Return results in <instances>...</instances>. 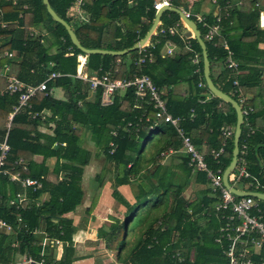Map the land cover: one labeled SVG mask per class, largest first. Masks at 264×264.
Listing matches in <instances>:
<instances>
[{
  "label": "trees",
  "instance_id": "obj_1",
  "mask_svg": "<svg viewBox=\"0 0 264 264\" xmlns=\"http://www.w3.org/2000/svg\"><path fill=\"white\" fill-rule=\"evenodd\" d=\"M47 1L51 10L69 25L67 10L73 0ZM129 1L132 3L128 4ZM215 2L220 7L225 0ZM151 3V0H84L81 9L87 14L88 21L81 25L75 23L74 29L70 28L84 49L126 50L141 40L151 26L154 18ZM253 4L250 0H242L237 11H229L228 17L221 19L218 30L220 37L214 36L211 42L205 43L210 66L217 69L216 80L225 78V86L219 90L232 99L233 79L230 76L233 75L225 68L227 50L222 44L228 47L231 59L237 62L239 69H244L246 64L257 65L254 53L264 31L256 28L258 10ZM172 5L179 7L173 0ZM0 12L7 23V29L0 33V50L13 53L11 59L0 60V70L3 65H8L9 72L20 81L37 84L49 72L74 75L76 57L81 55L85 57L84 71L88 74L110 70L112 78L116 79L129 78L132 74L146 75L157 89L162 90L161 96L168 114L181 119L180 128L197 152L217 150L224 128H230L233 133L234 111L230 105L207 91L202 78L200 50L194 40H191L193 50L188 53L161 58L159 51L166 40L179 47L181 45L168 36L152 37L154 46L150 52L153 61L137 70L132 64L137 58V50L119 57L80 53L71 45L64 29L46 13L41 0H16L14 6L0 0ZM204 18L208 25L214 19L208 15ZM175 21H178V17L173 12H164L160 17L164 28ZM37 27L45 31V38L27 35L30 28ZM197 27L203 36L205 30L200 25ZM51 47L55 50L54 54H49ZM194 52L199 57L197 72L193 71L189 62ZM50 63L52 66L46 70ZM248 71L247 76L237 81L242 96L249 97L244 106L252 109L241 126L238 147L244 142L246 170L264 186V85L260 84L257 67H248ZM51 82H47V88ZM55 83L63 91V101L50 99L46 92L36 93L29 101L28 111L22 109L8 120L12 108L17 105V98L4 93L5 80L0 77V142L5 139L9 148L2 170L14 168V163L22 159L26 171L21 177L36 179L41 185L35 190L27 188L25 201L15 209L9 202H15L22 189L19 183L10 182L7 176L0 174V220L8 223L13 230L11 235L0 233V264H12L18 255L38 259L40 240H36L31 232L40 224L43 226L40 236L57 240L62 245V255L54 264H71V236L74 228L64 216L81 204L82 167L90 159V153L80 148L82 136L74 127L76 125L82 131H89L94 150L110 166L101 168L95 175L97 190L105 181L109 182L111 197L125 209L121 222L113 220L110 227L98 231V237L102 238L108 250L120 240L119 232L124 231L123 242L128 240L130 244L120 246L124 249L121 248L115 255L120 264H225L219 245L214 243L218 236L217 228L221 225L213 214L218 198L210 195L205 173H191L186 155H171L169 157L172 159L178 158L177 168L183 174L175 182L176 172L171 165L159 164L163 156L161 153L168 148L178 150L180 147L173 127L162 120H155L147 100H138L130 89L115 95L111 104L101 106L99 90L92 95L91 100L86 101L87 87L79 80L63 77L56 79ZM181 83H185V91L174 94L173 86ZM44 111L51 113L54 118L41 116ZM33 113L37 116L31 119ZM144 118H148L150 124L153 123L151 130L146 129ZM138 119H142V122L137 133L132 128L127 129L128 123L134 125ZM47 122L52 124L51 134L41 135L37 127ZM248 129L253 133L246 137ZM112 131L116 132L114 136L110 134ZM153 134L160 135L162 139L151 156L145 159L141 154ZM225 146L217 163L210 157L206 158L209 170L219 168L223 172L228 165L232 135L226 139ZM33 156H41L40 164L32 161ZM48 158L56 161L51 172L44 165ZM150 167H153L152 173L147 175L145 171ZM191 178L199 186V191L193 199L186 200L182 190ZM235 183L244 185L245 182L240 179ZM119 186H129L131 190L134 188L132 203L119 194ZM43 194L47 195V199L41 201ZM16 215L25 226L24 229H20V225L17 227ZM140 215L144 221L137 224L136 218ZM12 242H16L13 247ZM48 248L47 245L42 257L51 264V256L46 255ZM122 253H126L127 257L120 258Z\"/></svg>",
  "mask_w": 264,
  "mask_h": 264
},
{
  "label": "built area",
  "instance_id": "obj_2",
  "mask_svg": "<svg viewBox=\"0 0 264 264\" xmlns=\"http://www.w3.org/2000/svg\"><path fill=\"white\" fill-rule=\"evenodd\" d=\"M4 2L10 3L12 6L16 5V0H4ZM151 8L154 12L159 11L161 8H170L171 0H151ZM83 5V0H73L71 6L68 8L70 13L73 11H78ZM182 15L194 23L196 26L199 24L201 27L205 28V32L201 38L204 43L211 42L213 37L219 36V17L214 19L212 25H206L203 18L193 15L189 12V9L180 10ZM7 29V23L2 19V13L0 12V33L3 30ZM181 31H190L189 28L185 26L183 21H179L174 25L167 28L162 27L160 22L156 24L155 29L151 33L150 37L137 49V58L133 61V66L138 70L143 65L152 63L153 54L150 50L153 49L154 42L151 41L152 37L156 36H168L175 37L182 41L183 45L186 48H189L188 38L179 33ZM179 33V34H178ZM27 35L29 37H36L37 35L33 34L28 30ZM190 36L192 34L190 33ZM0 45H1V35H0ZM182 45V46H183ZM164 49L161 51V58L168 57L172 55L174 50V45L166 40L164 42ZM223 48L227 50V57L224 60L225 68L228 69L232 75L236 76L237 65L231 59V52H229L228 47L225 44H222ZM13 56L12 52L1 51L0 50V60L2 58L11 59ZM78 68L76 75L72 78L81 81L87 86L89 91L96 92L100 91V104L101 106H107L112 103L113 97L125 92L127 89L132 90L133 95L140 101L146 99L150 104L151 109L154 112L155 120H162L163 123L169 124L175 130V133L179 139V149L177 151H170L167 155L173 154H183L188 158V166L191 168V173H205V178L207 181V186L210 191L211 196L218 198V201L213 207L214 216L219 219L221 225L217 228V237L214 239V243L219 245L221 250V255L225 260V264H264V222H263V213L260 204L257 203V199H253L249 196H235L229 190L222 186L221 182V170L217 168L216 170H209L206 164V158L210 157L215 163L218 162L220 156L224 153L226 139L232 135L230 128H224L222 131V140L220 146L217 150L211 149L209 152H197L190 139L185 135L180 128V118H172L165 107V103L162 99V91L157 89L151 82V80L146 75L141 74H132L129 78L116 79L112 78V72L100 71L98 70L95 75L92 77L85 76L82 74V69L85 66V57L77 55ZM195 59L192 60L194 64ZM50 69V65L47 66L46 70ZM0 77L5 80V89L4 93L9 96H15L17 98V105L12 108L11 114L8 116V120L22 109L27 111L30 109L29 101L32 99L36 93L46 92L47 82L54 81L60 77V73L49 72L45 74L44 79L37 84L25 83L17 79L13 74L9 72V66L3 65L0 70ZM233 87L232 95L233 100L236 102L237 106L240 109L242 116V125L247 120L248 115L251 113L252 109L245 107L246 99L240 93L238 82L234 78L231 82ZM37 116L36 113L31 114V119ZM192 116H190L191 118ZM142 122V119H138L137 123L134 125L127 124V129L132 128L134 133L138 132L139 123ZM144 123L147 124L146 129L151 130L153 128V123L150 124L148 118H144ZM247 126V125H245ZM116 131V130H115ZM115 131H112L110 134L114 136ZM127 132V130H126ZM253 131L248 129L246 137L250 136ZM111 146V144H109ZM246 146L243 142L241 146L238 147L237 157L233 171L230 173V182L228 184L236 189L237 191H247V192H256L264 195V186H261L254 177L246 170V163L244 161L245 149ZM9 151V148L5 142V139L0 142V174L7 176L10 182L19 183L20 187L25 190L31 188L33 190L40 188V182L36 179L22 178L21 175L26 171V167L22 159H18L14 163V168L12 169H3L2 165L5 157ZM243 180L244 185L248 188L247 190H241L234 187L233 183L237 180ZM25 201L24 195H17L16 201H10L9 205L18 209L20 204ZM260 201V200H259ZM263 202V201H260ZM264 203V202H263ZM15 223L20 225V229H24L25 226L21 224L20 218L18 215L15 217ZM0 233H13L12 227L3 220H0ZM37 231L33 230L32 234H36ZM49 248L54 246H59L60 243L57 240L48 239L44 236L43 241L41 242V247ZM11 246H15V243H12ZM43 254L40 253L38 259H32L31 257H22L19 261L15 260L12 264H49L42 257ZM180 259L178 258V261ZM54 261H51L53 264Z\"/></svg>",
  "mask_w": 264,
  "mask_h": 264
},
{
  "label": "crops",
  "instance_id": "obj_3",
  "mask_svg": "<svg viewBox=\"0 0 264 264\" xmlns=\"http://www.w3.org/2000/svg\"><path fill=\"white\" fill-rule=\"evenodd\" d=\"M173 1H175L179 7H174L172 5V0H171V7L170 8L177 9L178 11H180L181 9H184V10L189 9V12L191 14L197 15L198 17L203 18L206 25L208 24V22L204 18L205 15L214 17V19L216 17H219V19H220L219 24H220L221 19L228 17L229 11H233V10L237 11L242 5V0H225V2L220 7L215 2V0H173ZM250 1H252L254 3L253 4L254 8L258 10V18H257V22H256V28L259 29V31H264V0H250ZM83 2H84V0H83ZM131 3H132L131 1L128 2V4H131ZM194 7H195V11L194 10L192 11V8H194ZM70 12H72V11L67 10V17L71 20L75 19L74 21L76 24L81 25V24L87 23V21H88L87 14L81 8H79V10L77 12L76 11H73V13H70ZM155 14H156V12H154V16H155ZM179 19L180 18L178 17V21H179ZM214 19H213V21H211V25L214 23ZM178 21H175L170 26H174ZM158 22H160V20ZM160 24H161V22H160ZM197 25H199V24H197ZM197 25H196V29L198 30ZM170 26H168V27H170ZM203 29H205V28H203ZM29 31H31L33 34L37 35L35 38H37L38 36H40V37L44 36V38H45L47 36L45 31L39 27L34 28V29L30 28ZM185 31L186 30L181 31V29H180L179 33H181L184 36ZM237 34H239V30L237 31ZM262 36L263 37L258 42L256 49H255V53H254V56L256 57L255 59L257 61V65L246 64L245 66L243 65L244 69H239L237 62L232 60L237 65L236 76L235 77L230 76L232 79L235 78L236 81H239V78H242V77L244 78L245 76L248 75V73H249L248 67H257L259 69V73H260V79H261V80H259L260 84L264 85V35H262ZM171 38L178 41L181 46L179 47L178 44H173L174 50L172 52V55H170L168 57H164V58H172V57H174L180 53L181 54H183V52L188 53L189 51L193 50L191 47V40H194L193 37H191V36L190 37H184V38H188L187 40L189 42V48H186L183 45L182 41H180L177 38V35L175 37H171ZM200 38H201V35H200ZM51 40L52 39L50 38L49 42H51ZM201 40H202V38H201ZM47 42H46V45L48 44ZM163 45H164V43H163ZM163 45L159 51V56H160L161 51H163V49H164ZM136 50H134V51H136ZM48 51H49V54H54L55 50L53 47H51V48H49ZM193 59H195V61H196L194 64L192 63ZM200 59H201V55H200ZM76 60H77V58H76ZM127 62H126V64H127ZM189 62H190V65L192 66V68H194L193 71L197 72L198 68H199L198 67L199 57H198L196 52L192 53ZM48 65H50V67L52 66L51 63ZM209 69L211 72L210 79L213 82V78L216 79L218 76V74H216L217 69H216V67H211V66ZM81 71H82V74H84L85 76H88V77H92V75L96 74V73L88 74L84 71V69H82ZM229 73H230V75H232L230 71H229ZM213 75H216V76L213 77ZM44 76H45V74H44ZM55 81H56V79L54 81H52L51 86L49 88H47V90H46V94L48 95L47 97H49L52 100L54 99V100L63 101L65 99V96L63 94L62 89L56 85ZM81 84L83 85L82 82H81ZM214 86H215V82H214ZM185 87H186L185 83L178 84L176 86H173L172 92L174 94H182L185 91ZM87 92L88 93H87V97L85 98V100L89 101V100H91L92 95L95 92L89 91L88 88H87ZM245 99L249 100V97L246 96ZM79 105H80V103H79ZM43 115L46 118H50V119L54 118L51 115V113L46 112V111H44L41 114V116H43ZM51 126H52V124L48 123V122H47V124L41 123V125L37 127V132L40 133L41 135H50L51 131H52ZM74 127H77V129L80 131L79 134H81V136H82L80 148L83 150H86L87 152L90 153V159H89L88 164L86 166L82 167L83 174H82L81 181H80V187L83 191V197H82L81 204L78 205L74 209V211H72V212H70L64 216V218L70 220L71 225L74 228V231H73L72 236H71V243H72L71 248L73 250L72 255H71V259H72L71 264H120L118 259L115 256V254L113 255V252L110 253L111 251H109L105 247L102 238L98 237V231L100 229L103 230V227H105V228L110 227V225L113 224V222H112L113 220H117V221L121 222V220L123 219L125 209L122 206L118 205L116 203V201L111 197L112 189L110 187L109 182L105 181L103 183V185L101 186V188L99 190H97L98 182L94 178L95 175L100 172L101 168L110 167V166H109V164H107L104 161V157L101 154H99L98 152L96 153V151L94 150V146L90 140L89 131L88 130L82 131L81 128L77 125ZM158 136H159V140L162 139V137L160 135H158ZM170 149L172 151H177V150H174L172 148H168L165 152L161 153L162 155L163 154L164 155L161 158L162 160H159L160 163L165 164L164 166L168 165V167H170L169 165H171V159H172L171 157H169L170 155H167L168 152L170 151ZM95 153H96V156H94ZM177 154H179V153H177ZM32 161L35 164H40V162L42 161V158H41V156H33ZM93 161H95V162L92 163ZM55 162L56 161L54 158H48L44 161V165L51 172L52 168L55 165ZM173 162H175V161H173ZM229 177H228V180L230 182ZM50 178H52V177H50ZM105 179H106V177H105ZM191 180H193V179L191 178ZM233 185H234V183H233ZM242 187H245V185L242 184ZM195 188L199 190V186H197ZM25 190L22 189V193L20 194V195H24V198H25V194H24ZM241 190H243V189H241ZM117 191L126 201H128L129 203L133 202V194H132V191L129 188V186H119L117 188ZM193 196L194 195L190 196V199H193ZM46 199H47L46 194H43L40 198L41 201H44ZM90 207H91V209H90ZM87 208H89V210L86 211ZM42 228H43V226H42V224H40L37 229H34L37 231V233L33 234V237L36 240H40V243H39L40 253L44 254V249L46 247H43V248L41 247V242L44 239V235L43 236L39 235V234H41L40 232L42 231ZM11 234L12 233H6V235H11ZM13 241H15V239H13ZM12 243H16V242H12ZM46 255L51 256V259H52L51 261H54V263L58 262L61 255H62V245L60 244L59 246H54V247L48 248V252L46 253ZM22 257H24V256L18 255L15 260L19 261Z\"/></svg>",
  "mask_w": 264,
  "mask_h": 264
},
{
  "label": "water",
  "instance_id": "obj_4",
  "mask_svg": "<svg viewBox=\"0 0 264 264\" xmlns=\"http://www.w3.org/2000/svg\"><path fill=\"white\" fill-rule=\"evenodd\" d=\"M42 5L45 8L46 13L49 15V17L57 24H59L64 31L66 32L69 41L71 45L76 48L80 53L83 55H102V56H114V57H119L123 56L129 52H132L138 47H140L151 35L153 30L156 27V24L160 20V17L163 12H174L185 24L187 28H189L190 31H185L184 32V37H190V33L193 36L194 41L199 47L200 50V55H201V62H202V78L204 81V85L209 92V94L222 102L230 105V107L233 109L234 114H235V124H234V129L232 133V150H231V158L228 163V165L225 167L221 174V182L222 186L229 190L233 195L235 196H249L252 197L253 199H257L260 201L264 202V195L256 192H247V191H237L236 189L232 188L228 184V176L230 173L233 171V168L235 166L236 162V157H237V151H238V142L240 138V133H241V125H242V116L240 113V109L237 106L236 102L227 94L221 92L219 89H217L214 84L212 83L210 76V63L208 61V56H207V51H206V46L204 42L200 38V34L198 30L196 29V26L194 23L190 20H187L180 11L174 8H161L159 11L156 12L154 19L151 23V26L149 27L148 31L144 35V37L138 41L136 44H134L132 47L122 50V51H104V50H88L84 49L83 47L80 46L78 40L76 39L73 31L71 30L70 26L66 24L62 19H60L49 7L48 1L47 0H41ZM216 75H213L215 77Z\"/></svg>",
  "mask_w": 264,
  "mask_h": 264
},
{
  "label": "rangeland",
  "instance_id": "obj_5",
  "mask_svg": "<svg viewBox=\"0 0 264 264\" xmlns=\"http://www.w3.org/2000/svg\"><path fill=\"white\" fill-rule=\"evenodd\" d=\"M69 19V18H68ZM75 19H73V20H71V19H69V25H70V27L71 28H73L74 29V26L76 25L75 24V21H74ZM76 68H78V63H77V67ZM76 73H77V69H76V71H75V74L74 75H76ZM74 75H63V74H60V77H58L57 79H59V78H63V77H71L72 78V76H74ZM261 80V79H260ZM214 82H215V86L217 87V89H219V88H221V87H223V86H225V78L224 77H222L220 80H216V79H214L213 78V84H214ZM221 91V90H220ZM222 92V91H221ZM230 94V93H229ZM62 97V96H61ZM234 129V128H233ZM158 142H159V136L157 135V134H153V135H151L150 137H149V139H148V142H147V144H146V146L144 147V150L142 151V154H141V156L142 157H144L145 159H147L149 156H151L150 154L151 153H153L154 152V150H155V147L157 146V144H158ZM83 143V142H82ZM164 155V154H163ZM173 155H177V154H173ZM171 156V155H170ZM163 157V156H162ZM161 157V158H162ZM143 158V159H144ZM160 160H162V159H160ZM173 161H175V162H173ZM95 161H93L92 163H94ZM160 163V162H159ZM178 163H179V160H178V158H173V159H171V167H172V170L173 171H175L176 172V176H175V178H174V181L175 182H177L180 178H182L183 177V174H181V172H180V169L179 168H177V165H178ZM160 164H162V163H160ZM162 165H165V164H162ZM176 167V168H175ZM108 168V167H107ZM153 167H150L149 169H146V174L147 175H150L152 172H151V169H152ZM234 186L237 188V189H246L245 187H242V185H241V183H235L234 184ZM195 187H197L193 182H192V180H189V182H188V184L187 185H185V187L183 188V190H182V196L186 199V200H190V196H192V195H196L197 193H198V189H196ZM132 194H133V192H134V188H132ZM257 203L259 204L260 203V201L258 200L257 201ZM263 202H261L260 203V207L262 208L261 210H263L262 211V213H263V218H264V204H262ZM148 208H149V205H148ZM145 217V216H144ZM137 224L139 223V222H141L144 218H143V216L142 215H140V216H138L137 218ZM144 221V220H143ZM140 224V223H139ZM103 228H105V227H103ZM136 228H138V227H136ZM120 230V227L118 228V231ZM120 233V235L118 236V238L120 239L119 241H118V243L116 242L115 243V245L113 246V247H111V250H109V251H111L110 253H112L113 252V255L115 254H117L118 253V251L122 248V250L124 249V247H120V246H128L129 244H130V242L127 240V241H124L123 242V237H124V231H120L119 232ZM112 248L114 249V250H112ZM122 252V251H121ZM126 254V253H125ZM124 253H122V256L120 257V258H124L125 256L127 257V254L125 255Z\"/></svg>",
  "mask_w": 264,
  "mask_h": 264
},
{
  "label": "clouds",
  "instance_id": "obj_6",
  "mask_svg": "<svg viewBox=\"0 0 264 264\" xmlns=\"http://www.w3.org/2000/svg\"><path fill=\"white\" fill-rule=\"evenodd\" d=\"M229 177V176H228Z\"/></svg>",
  "mask_w": 264,
  "mask_h": 264
}]
</instances>
